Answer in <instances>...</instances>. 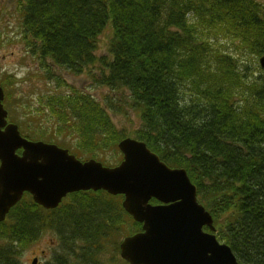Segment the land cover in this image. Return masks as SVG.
<instances>
[{
	"label": "trees",
	"instance_id": "1",
	"mask_svg": "<svg viewBox=\"0 0 264 264\" xmlns=\"http://www.w3.org/2000/svg\"><path fill=\"white\" fill-rule=\"evenodd\" d=\"M19 7L31 51L45 70L52 69L47 60L74 75L100 63L99 85L130 96L115 105L69 86L67 94L54 91L45 102L38 94L27 105L8 91L9 112L10 103H20L27 117L17 122L21 134L105 163L110 151L119 152L121 139L145 141L170 166L187 171L218 240L230 246L238 264H264V70L258 66L264 4L20 0ZM106 27L112 30L110 57H97ZM128 111L141 125L120 132L109 114ZM121 201L81 191L44 210L25 195L0 223V264H22L24 250L44 233L56 236L49 264H128L119 243L141 225Z\"/></svg>",
	"mask_w": 264,
	"mask_h": 264
},
{
	"label": "water",
	"instance_id": "2",
	"mask_svg": "<svg viewBox=\"0 0 264 264\" xmlns=\"http://www.w3.org/2000/svg\"><path fill=\"white\" fill-rule=\"evenodd\" d=\"M264 67V57L261 58ZM0 87V222L25 193L54 209L69 193L104 190L123 195V208L143 232L126 237L120 256L129 264H238L231 248L204 226L212 216L197 203L196 187L184 169H170L142 141L124 138L123 160L114 167L81 161L67 149L24 138L7 122ZM156 198L163 204L151 205ZM37 259L33 260V264Z\"/></svg>",
	"mask_w": 264,
	"mask_h": 264
},
{
	"label": "rangeland",
	"instance_id": "3",
	"mask_svg": "<svg viewBox=\"0 0 264 264\" xmlns=\"http://www.w3.org/2000/svg\"><path fill=\"white\" fill-rule=\"evenodd\" d=\"M19 6L20 0H0V86L2 85L5 89L4 84H10L6 89V93L9 91L11 96L19 102H32L36 95H46L54 92L58 90V86L55 84L53 91H51L54 85L53 80L41 73L43 69L38 58L39 55L32 53L29 45L31 40L26 38L21 25ZM111 38L112 30L110 27H106L102 35L99 36V44L95 52L97 57H110L108 46ZM100 66V63L89 65L78 75H74L63 68H56L54 73L65 81L67 89L62 88L61 91L70 90V86L82 92V94H90L100 101L106 98L109 103L118 105L116 102L120 101L125 105L126 100L129 102L128 98L130 97H128L129 94L126 90L112 91L102 87L96 81V76L99 75L98 67ZM259 70L263 71L261 67ZM10 105L13 107L12 109L10 106L9 112L11 122L16 121L17 123L21 119L27 118L20 103L13 105L12 102ZM7 109L9 110L8 107ZM111 113L109 116L112 124L120 132L126 130L129 133L138 129L141 125L140 120L133 114V111L121 115ZM119 155V152L110 151L105 157V161L114 165L118 162ZM105 164L107 165V163ZM55 241L56 236L54 234L44 233L29 248L24 250L21 256L22 264H32L34 259H38V264H49L52 257L55 256L53 255L54 251L57 250ZM2 244L3 242L0 241V245Z\"/></svg>",
	"mask_w": 264,
	"mask_h": 264
}]
</instances>
